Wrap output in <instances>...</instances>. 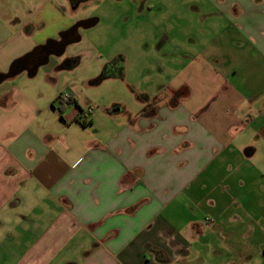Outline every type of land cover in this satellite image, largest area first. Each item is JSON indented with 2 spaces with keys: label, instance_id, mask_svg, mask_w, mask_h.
<instances>
[{
  "label": "crops",
  "instance_id": "0c3cea01",
  "mask_svg": "<svg viewBox=\"0 0 264 264\" xmlns=\"http://www.w3.org/2000/svg\"><path fill=\"white\" fill-rule=\"evenodd\" d=\"M14 3L28 16L0 46V264H264V0L160 15L176 21L133 111L97 106L102 79L76 76L80 30L100 18ZM116 16L97 50L112 25L115 44L131 31Z\"/></svg>",
  "mask_w": 264,
  "mask_h": 264
},
{
  "label": "rangeland",
  "instance_id": "374dc122",
  "mask_svg": "<svg viewBox=\"0 0 264 264\" xmlns=\"http://www.w3.org/2000/svg\"><path fill=\"white\" fill-rule=\"evenodd\" d=\"M204 2L205 0H88L81 2L77 10H69L70 15L100 18V22L93 28L80 30L84 38L77 47H80L82 62L76 73L78 79L89 75H93V78L98 76V80L102 79L97 86L90 87L88 90V93L93 94L96 99L97 106L110 108L114 103H122L132 111L140 108V104L137 103L138 94H133L131 87L142 89L148 85V82L158 77L153 60L159 54V43H163L168 35V25L176 21L161 19L160 15H172V18L173 15L180 17V15L218 14L214 5ZM67 7L70 9L69 5ZM26 9L25 4H15L14 0H0V46L4 49L3 52L12 43L8 36L28 16ZM116 15H128L127 23L132 27L131 31L127 37L124 35L123 41L115 44L118 33L114 31L119 30L121 24L118 22L112 25L108 30L103 31V46L97 50V41L93 39V33L103 29L106 22L119 18ZM139 15H146V17L142 19ZM226 15L233 14L229 12ZM120 23L123 24V19ZM141 26H144L145 36L136 35V30ZM184 28L177 27L176 32ZM106 45H109L107 49H105ZM160 53L162 56L167 55L166 51ZM107 66L113 67V73L109 79H105L109 71ZM142 78H145L144 84H141ZM7 83L9 82L4 81L0 84V89ZM144 104L146 107L149 106L147 102Z\"/></svg>",
  "mask_w": 264,
  "mask_h": 264
},
{
  "label": "built area",
  "instance_id": "2783aa9c",
  "mask_svg": "<svg viewBox=\"0 0 264 264\" xmlns=\"http://www.w3.org/2000/svg\"><path fill=\"white\" fill-rule=\"evenodd\" d=\"M57 102L59 104L63 103V104H67L70 105L73 103V98L69 95V94H60L59 97L57 98ZM92 109H87L86 110V116H84V119L87 120V117L91 114Z\"/></svg>",
  "mask_w": 264,
  "mask_h": 264
},
{
  "label": "water",
  "instance_id": "95a60500",
  "mask_svg": "<svg viewBox=\"0 0 264 264\" xmlns=\"http://www.w3.org/2000/svg\"><path fill=\"white\" fill-rule=\"evenodd\" d=\"M95 23H96V19H88V20L82 21V22L80 23V25L83 26V27H85V28H89V27L93 26ZM10 76H12V74H7V75H2V74H0V83H1L4 79H6V78H8V77H10Z\"/></svg>",
  "mask_w": 264,
  "mask_h": 264
},
{
  "label": "trees",
  "instance_id": "16d2710c",
  "mask_svg": "<svg viewBox=\"0 0 264 264\" xmlns=\"http://www.w3.org/2000/svg\"><path fill=\"white\" fill-rule=\"evenodd\" d=\"M71 1V4H72V6L73 7H76L80 2H84V1H88V0H70ZM75 62H76V60H75ZM109 67H111V68H113L112 66H108L107 67V70H109ZM107 76H108V74H107ZM61 105V107H60V112H62L63 111V108L62 107H64L65 105H67V104H63V103H61L60 104ZM80 112H82L81 110H80ZM82 124L83 125H87L88 124V121H86L85 119L82 121Z\"/></svg>",
  "mask_w": 264,
  "mask_h": 264
}]
</instances>
